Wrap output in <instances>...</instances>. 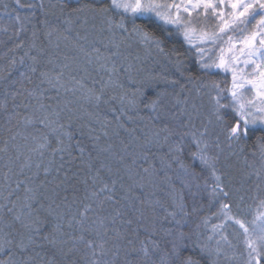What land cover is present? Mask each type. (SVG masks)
I'll use <instances>...</instances> for the list:
<instances>
[{
    "label": "snow or ice",
    "instance_id": "6c2138e0",
    "mask_svg": "<svg viewBox=\"0 0 264 264\" xmlns=\"http://www.w3.org/2000/svg\"><path fill=\"white\" fill-rule=\"evenodd\" d=\"M13 3L14 6L7 3L3 5L5 10L10 11H7V22H0V33L7 36V41L0 40V44L11 42L8 52L13 53L8 59V67L0 69V85H4L0 93L3 96L0 113L5 115L8 125L15 121L17 127L23 124L40 131L39 136H30L35 146L29 151L43 159L45 152L51 149L52 159L43 166V172L47 176L55 165L57 180L47 190L46 182L36 185L32 177H28L27 184L17 179L15 188H12L9 175L11 168L9 173L4 174L8 189L7 195L0 192V198L7 202L0 204V264H37V257L40 264H218L220 242H228L223 230L229 221L242 229L247 250L245 264H262L264 198H259L256 213L250 222L233 215L231 204L222 202L218 216L222 217L223 222L212 225V235L206 238L211 241L217 235L220 236L214 248L201 239L202 234L198 231L200 224L195 227L189 225V218L197 213L198 208L193 205L189 210L186 193L195 196L196 193L192 191L195 185L197 192L206 191L212 199L221 196L227 199L229 192L225 190L228 187L225 178L229 173L218 167L220 155L210 154L207 127L201 131L196 126L200 108L190 94H185V85L181 83L184 73L188 71L182 54L175 47L165 53L164 38L146 31L137 21L147 23L155 19L161 26V32L168 37L172 35L171 26H174L189 45L188 50L195 49L201 71L208 72L215 68L232 73V87L224 89L216 83L211 84L216 95L210 96V99L213 115L218 121L226 123L227 139L239 141L247 138L252 127L257 124L264 126V0H195V3L193 0H182L181 4L175 3V0L172 3L167 0H58L57 4L48 7L44 0H13ZM225 4L231 9L227 13L229 19H223L224 14L218 11L219 6ZM189 5L192 6L191 10ZM201 5L205 11L211 8L220 23L214 25L218 31L207 32L202 29L197 37L200 44L197 45L192 36L194 22L188 17L192 16V10ZM50 8H58L57 19L63 17L65 27L62 32L60 25L49 18L55 15L50 12ZM181 8L187 17L181 15ZM89 19L93 21L91 31L85 29L84 35L79 32L75 35L77 57L72 59H78L82 54L86 65L96 63L108 73V80L101 83L98 92L94 87L85 88L84 78L77 79L74 75L71 76L73 87H66L62 78L64 70L70 68L68 63L59 65L60 70L55 76L39 70L41 59L46 55L45 49L37 44L39 34L43 32L49 38V43L54 32L61 33L63 40L70 41L73 39L72 25L77 22L82 26L88 25ZM96 21H99V25ZM250 25L254 30L249 29ZM29 31L30 41L27 38ZM228 31L241 35L247 33L241 41L243 46L238 49L239 55L225 56L224 45H230L228 53H233L234 47V37L227 35ZM132 35L148 48L154 47L170 57L174 55L171 61L174 77L170 78L167 74L150 76L130 94L125 92L119 97L110 96L106 99L108 88L125 87L118 80L114 81L113 77L121 70L128 72L132 68L131 64L126 68L117 66L119 58L128 59L122 49L131 47L128 40ZM209 44L212 47L207 50L213 52V49L218 48L219 56L213 52L205 59L206 46ZM21 49L24 50L23 55L17 59L15 53ZM240 56L246 57L242 63L245 68L251 66V72L237 69L236 65L241 62ZM25 58L31 63L26 64ZM64 59L67 61L69 57L65 55ZM48 63H52V60L49 59ZM13 71L18 72V78L7 84ZM38 71L41 84L52 85L57 92L59 87L73 93L84 90L83 99L97 109L101 104L118 100L121 107L112 108V112L119 111L124 116L131 111L139 115L140 105H143L152 127L147 131L141 130L142 136L132 135L135 132L133 129L130 132L132 141H121L122 149L119 152L114 151L111 145L101 147L99 136L90 135L93 140L91 148L79 139L73 145L72 141L76 138L73 131L74 116L70 109L65 123L61 110L43 102V93L37 95L35 89H24L22 92L13 87L25 81L32 83V75ZM81 71L87 72V68ZM238 71L241 73L239 76ZM129 80L136 83L131 76ZM157 80H162L164 86L153 89L149 95L152 82ZM187 80L191 82L193 77L189 76ZM246 85L250 86L249 92L255 91L256 96L261 98L259 104L254 102L255 97H245L241 89H245ZM177 87L179 92L175 91ZM25 93V99L30 97L37 103L31 108L30 114L22 115L19 111L21 106L26 110L30 106L27 103L16 104L15 101ZM9 99L13 101L11 110ZM140 118L144 119L142 116ZM114 119L119 122L120 116ZM128 119L131 120L132 116H128ZM96 122L100 123L98 114ZM118 126L124 127L122 123ZM8 131H12V128L9 127ZM93 131L89 128V134ZM260 131L264 132V127ZM21 135L16 132L11 140L15 141ZM104 135L107 136V132ZM22 138L27 141L29 136ZM259 139L261 164L255 169V175L259 181L257 188L261 189V185H264V137ZM53 140L56 143L54 148ZM74 147L79 153L78 157L72 155ZM8 150V142L5 141L0 153H7ZM57 155L60 158L59 165H56ZM16 159L19 160L20 156L17 155ZM77 160L78 165L73 171V162ZM35 167L37 171L34 175L38 177L42 165L37 163ZM31 168L29 156L21 165V174L24 169ZM206 176L211 179V184L205 178L201 186L199 181ZM21 188L23 197L16 196L13 199ZM239 199L243 201L244 197L240 196ZM5 209L10 219L2 214ZM49 218L52 224L46 231ZM65 221L68 228L75 226L79 230V235H71L70 246L68 239L64 238ZM117 221L120 228L115 227ZM202 223L206 227L208 219L204 218ZM41 240L51 246L50 253L43 257L34 251Z\"/></svg>",
    "mask_w": 264,
    "mask_h": 264
},
{
    "label": "trees",
    "instance_id": "16d2710c",
    "mask_svg": "<svg viewBox=\"0 0 264 264\" xmlns=\"http://www.w3.org/2000/svg\"><path fill=\"white\" fill-rule=\"evenodd\" d=\"M38 2V0H37ZM7 3L10 6H14L13 0H0V22L6 23L7 22V11L5 10L3 5ZM58 3V0H44V4L48 7L50 4L55 5ZM50 12L55 13V15L50 16L49 18L55 24H59L61 28V32L65 25L63 24V17L59 16L58 8H50ZM41 18H43L41 16ZM116 19L118 20L119 17L117 16ZM93 21L89 19L88 25L82 26L79 22L72 25L73 31L71 33L73 39L70 41L63 40L61 33L54 32L51 36L49 43V38L43 35V32L39 34V39L37 40V44L40 47L45 49L46 55L41 59V63L39 65V70L48 71L52 76H55L56 73L60 70L59 65L63 63H68L70 65L69 69L64 70V76L62 78V82L66 87H73L71 82V76H76L77 79L83 77V83L85 84V88H95L97 92L101 87V83L103 81L108 80V73L101 69L98 64L93 63L92 65H86L84 62V57L82 54L79 55L78 59H72L73 57H77V52L74 47L75 43V35L79 32L81 35H84L85 29L91 31ZM99 25V21L95 22ZM137 24L143 27L148 32H154L157 36H161L165 40V53L170 52V50L175 47L177 48L180 53L182 54V59L184 61L185 67L188 69L184 73V78L181 79V83L185 85V94H190L191 97L196 101L198 107L200 108V117L196 120V126L201 131L207 127L210 122L218 121L215 116L213 115V105L210 99V96L214 97L216 95L215 90L211 89V84L216 83L221 88L224 87V82L216 73H208L205 71H201L199 67V59L197 58L195 52L193 50L189 51V47L185 46L184 42L181 39L179 33H177L172 28V35L168 37L166 34L162 33L160 28L161 26L152 19L149 22H144L143 20H138ZM129 31L131 32V22H128ZM27 38L30 41L31 38V31L27 33ZM91 39V36L89 37ZM0 40L7 41V36L3 33H0ZM128 43L131 44L130 48L122 49L124 55L128 56L127 60L123 58L118 59L117 66L120 67H127L128 64L132 65L130 71L125 72L121 70L117 76L113 77V80H118L120 83H123L125 87L123 89L118 87H111L106 90L105 98L107 99L110 96H117L119 97L125 92L129 94L132 91H135L137 87L141 86L142 81L148 79L150 76H161L167 74L170 78L174 77V68L172 66V60H174L173 56H168L164 53L158 52L154 47L148 48L142 42H140L139 38L135 35L129 37ZM57 44L59 47L57 48ZM12 46L11 42L5 44H0V69H5L8 67V59L13 55V53L8 52V48ZM88 47V45H85ZM90 50V48H89ZM23 49L17 50L15 56L17 59L21 55H23ZM102 51H104L102 49ZM7 54V55H6ZM35 55V51L32 52ZM107 54V53H105ZM67 55L69 59L65 61L64 57ZM137 56L139 59H137ZM26 59V64L31 63ZM51 59L52 63H48V60ZM87 68V72L81 71L83 68ZM23 70V69H21ZM31 75V74H30ZM129 76H131L133 81H136L133 84L129 80ZM193 77L191 82H188L187 77ZM18 78V72L13 71L12 76L7 84H11L12 80H16ZM95 82V83H94ZM207 85L208 87H205ZM164 82L162 80H157L152 82L151 88L148 90V94H152L153 89H157L159 87H163ZM4 85H0V93L3 91ZM15 89H19L20 91H24L27 89L29 91L37 90V95L43 93V102L45 104L52 105L53 108H58L61 110V115L64 117L63 122H67V116L69 115V109L71 110L72 115L74 116L73 120V131L75 138L72 143L75 145L76 140H82L83 144L88 148L92 147L93 140L90 138L91 136H99V144L101 147H107L109 145L112 146L114 151L119 152L122 149L121 141L125 143H129L132 141V135L135 136H142V131H147L152 126L148 122V112L146 109L143 108V105H140V113L136 115L134 112L129 111L127 115L121 116L120 112H112V108L119 109L121 105L119 101H110L108 104H101L100 107L97 109L93 105L88 104V102L83 99L84 90H78L77 92L73 93L71 91H65L63 87H59V92L56 91L52 85L47 83L41 84L39 79V71L32 75V83L23 82L21 85L17 83L13 86ZM171 91V87L169 88ZM175 91L179 92L180 89L177 87ZM210 94V95H209ZM26 93L22 96H18L16 98V104L27 103L29 104V108L26 110L21 106L19 111L22 115L30 114L31 108L35 107L37 101L33 98L25 99ZM0 100H3L2 94H0ZM224 102V101H222ZM13 105V101L11 99L8 100L9 110H11ZM89 113H93V115H89ZM99 115L100 123L96 122V116ZM115 116H120V121L118 122L114 119ZM128 116H132V119L129 120ZM144 117L141 119L140 117ZM106 118V119H105ZM105 123L107 126L105 127ZM119 123L124 125L123 128L119 127ZM147 126V127H146ZM11 127L12 131H8V128ZM89 128L94 129V131L89 134ZM135 129V132L130 135V132ZM81 130L83 135H81ZM210 131V129H208ZM16 132L21 133V136H17L15 141L11 140V136L14 135ZM107 132V136L104 133ZM228 134V129L226 123L219 121V125L216 129L215 134L213 136H208V140L210 141V154H219L220 164L218 167L221 168L222 171H226L229 173V176L225 178V182L230 189L227 187V191L229 192V196L227 199H224L222 196L217 197L216 199H212L208 192L200 190L197 192L195 185H193L192 191L196 193L195 196L187 194L186 202L188 204L189 210H191L192 206L195 205L198 208L197 213L193 214L189 218V225L191 227H195L196 224H200V228L198 231L202 234L201 239L207 243V239L205 238L206 232L211 231L210 227L204 226L202 223L204 218L208 220L211 218L213 211H214V204L213 201L217 203L221 201H225V203H230L228 199H232L233 197L236 200V205L232 207V210L237 207V205L244 206L243 209L246 207H252V203L250 202V197L257 194V191L250 190L249 188V177L245 172L246 169H258L260 163L254 162L252 157L246 155V145L244 142H236L230 141L226 139V135ZM35 135L39 136L40 131L38 129L32 127H25L23 124L19 125L18 127L15 126V121L12 122V125H8L6 122V117L3 113H0V148L4 147V142H8V152L7 153H0V192H3L4 195H7L8 184L4 180V174L9 173V168H11V173L9 175L12 178L11 187L15 188V181L17 179L25 181V183H29L28 177H32L35 181L36 185H39L41 182H46V189L51 188L57 180V172L55 171V165L53 171H51L47 176H45L43 172V166L47 165L48 161L52 159L51 156V149L45 152L43 159L37 154L32 153L29 151L30 148L35 146V143L31 140L30 136ZM29 136V139L26 141L22 137ZM264 137V132L260 131V129L250 130L247 136V146L251 144H255L259 147L260 139ZM217 144L219 147H217ZM231 145V146H229ZM52 147H56L55 140L52 141ZM260 150V149H259ZM19 155L20 159L17 160L16 156ZM73 157H78L79 153L75 149L72 150ZM260 155V154H259ZM31 156V163L32 168L24 169L23 173L21 174V165L25 162L27 157ZM86 158V157H85ZM227 158V163H226ZM66 159L68 157L66 156ZM56 165H59L60 158L59 155L56 156ZM11 161V162H10ZM40 163L42 165L39 176L36 177L34 174L36 173L37 169L35 165ZM158 164V161H157ZM76 165H78V160L73 162V171H75ZM230 165V167H228ZM147 166V165H145ZM67 168V165H65ZM171 174V173H170ZM63 172L60 173L62 177ZM175 179V177H173ZM205 178L208 179L209 184H211V179L207 176L201 178L199 183L201 186L204 184ZM230 181V182H229ZM177 187L179 185L177 184ZM239 189V192H237ZM24 192L23 188L13 196V199L16 196L23 197ZM160 195V193H158ZM240 196H243L244 199L241 201L239 199ZM69 199H71V191L69 192ZM7 203L2 198H0V204ZM11 206V205H9ZM6 219H10V215L6 212V209L2 213ZM238 218L244 219L242 216H237ZM51 218H49V223L46 225L45 230H49L51 228ZM115 227L120 228L121 225L119 221ZM64 232L66 233L65 239H68L69 246L71 244V235H79V230L75 228H68L67 222H64ZM187 230V229H185ZM232 248L234 253H237L234 245L232 244ZM35 253H39L40 256H47V254L51 251V246L46 241H39L38 245L35 247ZM223 258H218V264H238L237 262L231 263L226 259L222 263ZM37 264H40V259L37 257Z\"/></svg>",
    "mask_w": 264,
    "mask_h": 264
},
{
    "label": "rangeland",
    "instance_id": "374dc122",
    "mask_svg": "<svg viewBox=\"0 0 264 264\" xmlns=\"http://www.w3.org/2000/svg\"><path fill=\"white\" fill-rule=\"evenodd\" d=\"M167 2L168 3H172L173 0H167ZM217 2H218V0H217ZM175 3L181 4L182 0H175ZM193 3H195V0H193ZM189 8L191 10L192 6L189 5ZM172 11L175 12V9H172ZM218 11L224 14L223 15V19H229V17L227 16V13L231 11L229 6H227L226 4L225 5H220L219 8H218ZM197 12H199V16L198 17H197ZM181 15L187 17V13H184L182 8H181ZM188 18L192 19L193 22H194L193 23V28L195 29V31L192 32V36H193L194 43H196L197 45L200 44V41H199V39H197V37L200 34L202 29H203V31H207V32L218 31V29L215 28L214 25L219 24L220 23V19L217 17L216 13H214L212 11L211 8H209V9H207V11H205L203 5H201L199 8H197L195 10H192V16L188 17ZM253 23H255V22H253ZM171 27L175 30L174 26H171ZM249 29L250 30H254V29H252L251 25L249 26ZM227 35H231V36L234 37V40H233L234 47H233V53H228L227 52V48L230 47V45H224V47H225V56L227 57V56L232 55V54L239 55L238 49L243 46L241 41L243 40V36H246L247 33H244L243 35H241L240 33H233L231 31H228ZM180 36H181V39L184 42L185 46L189 47V45L183 40V36L181 34H180ZM225 39H227V36H225ZM257 44H258V41H257ZM211 47L212 46L210 44L206 46L205 59H207V57L209 55H213V52L215 53V56H219V49L218 48L213 49V52H209L207 50L208 48H211ZM192 50L195 52V54H196V56L198 58V55H197L195 49H192ZM245 58L246 57H244V56H240V61L241 62L238 63L236 65V67H237V69H243L245 73H248V72H251V66L245 68V66L242 63V61ZM208 72L211 73V74L212 73H216L220 77V79H222V81L225 83L224 87H223L224 89H230L232 87V73L231 72L225 73L222 70L215 69V68L212 69L211 71H208ZM237 74L239 76L241 73L238 71ZM249 87L250 86L246 85L245 89H241V91L244 92V95H245V97L247 99H252L253 97H255L254 102L259 104L261 98L256 96V92L255 91L249 92L248 91ZM225 94H227V93H225ZM208 124L209 125L207 126V129H210V131H208V133H209L208 136H213V134H215L216 129H217L218 125H219V121L210 122ZM261 127H264V126H261V125L257 124L256 126L252 127L250 130L260 129ZM227 136H228V134L226 135V139H227ZM259 163L261 164V157H260V162ZM260 164H259V167H260ZM245 172L247 173L248 176H250L249 177V180H250L249 188H250V190H252V191L256 190L257 191V189H258L257 188V184L259 183V181L257 180V177L255 175V170L254 169L253 170L252 169H246ZM262 188H264V185H261V189ZM217 221H218V224H220V223L223 222V219H219L218 218L216 220V222ZM238 232L242 235L241 239H242V241H244V237H243V234H242V229H240L238 225L233 224L231 221H229L225 225V228L223 230V234L226 235L227 238H229V240H231L232 242L228 243V242H225V241L221 240V242H220L221 252H220V255H219L218 258L226 259L227 261H230L231 263L234 262L235 253L233 252L234 248H232V244H233V240H234L233 238H235L236 235L239 234ZM234 233H237V234L235 235ZM219 238H220V236H219ZM219 238L217 240H219ZM211 247H213V248L216 247V240H215V243ZM246 258H247V254H246ZM262 262H264V261H262Z\"/></svg>",
    "mask_w": 264,
    "mask_h": 264
},
{
    "label": "bare ground",
    "instance_id": "6f19581e",
    "mask_svg": "<svg viewBox=\"0 0 264 264\" xmlns=\"http://www.w3.org/2000/svg\"><path fill=\"white\" fill-rule=\"evenodd\" d=\"M246 140H248V139L247 138H241L239 141H236V142L237 143L240 141L244 142V144L246 145V150H245L246 155L252 157L254 162L259 163L260 162V155H259L260 154V150H259L260 148L258 146H256L254 143L251 144L250 146H247L248 144H246L247 143ZM225 184H226V182H225ZM228 189H230V186H228ZM228 189L226 188L225 190L227 191ZM262 189H264V188H262ZM259 198H264V191H262L261 189H257V194H255L249 198L250 202L252 203L251 208L246 207L245 209H243L244 206L241 205L240 208L236 207L235 209L232 210V207H234L236 205L235 198L234 197L232 199L230 198V199H228L227 202H229V200H230L231 213L233 215L240 216V217L242 216L244 218V220L250 222L256 213L257 205L259 203ZM222 202L223 201H221V200L219 202L217 201V203L213 201L215 208H214V211H213L211 218L208 220V225H207L208 227H210V229H212V225L218 224V221L216 222V220L218 218L222 219V217L220 218V216H218V213L220 211V204ZM224 203H225V201H224ZM240 219H242V218H240ZM234 234L236 235L237 233H234ZM208 235H212V232L207 231L205 238H207ZM218 238H219V235H217L215 237V239H213L211 241H208V240H206V241L210 246H212L215 243V240H217ZM241 238H242V235L240 233L237 234L235 238H233L234 239L233 245H234L235 249L237 250V253H235V255H234V262H237L238 264H245V261L247 260V258H246L247 250L245 248L244 241H242ZM228 242H232V241L229 240V238H228ZM220 259H222V258H220ZM224 260H222V263L224 262ZM262 264H264V262H262Z\"/></svg>",
    "mask_w": 264,
    "mask_h": 264
}]
</instances>
